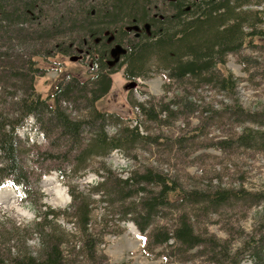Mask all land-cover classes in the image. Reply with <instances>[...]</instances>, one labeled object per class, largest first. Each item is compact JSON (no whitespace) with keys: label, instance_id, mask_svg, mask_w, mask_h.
I'll return each mask as SVG.
<instances>
[{"label":"trees","instance_id":"obj_1","mask_svg":"<svg viewBox=\"0 0 264 264\" xmlns=\"http://www.w3.org/2000/svg\"><path fill=\"white\" fill-rule=\"evenodd\" d=\"M251 2L261 4L257 0H0V98L4 99L0 103V186L10 182L22 188L25 199L31 198V178L23 166L22 141L18 137V129L29 117L35 119L34 125L43 134L57 131L59 139L67 142L66 152L73 161L70 171L75 174L86 171L85 164L93 157H107L112 151L150 140L140 134L138 127L125 126L114 134L106 130L107 122L115 117L99 109L97 101L111 89V71L120 64L126 66V77L133 80L165 71L177 82L192 79L233 92V75L219 65L224 64L227 54L237 53L245 44H253L255 37L264 36L257 27L264 19V10H243V5ZM116 45L125 53L110 65ZM59 54H74L85 60L91 73L86 79L72 76L61 80L43 95L35 81L52 68L49 64ZM182 101L185 97L164 104L162 111L172 115L170 105L180 106ZM64 104L76 106L68 108ZM141 111L146 116L154 115L150 107L142 106ZM257 138L262 140L264 132L246 127L236 143L252 147ZM45 154L53 159L59 156ZM103 170L101 180L91 185L89 192L71 188V203L64 209L46 205L38 190L34 198L38 219L31 227L38 237L37 250L12 253V248L4 245L9 235L13 239L21 235L20 226L11 221L10 230L4 226L0 229V264H75L65 252L75 235L63 228L60 218L70 220L79 230L80 250L86 262L103 264L96 258L91 224L94 194L117 208L116 213L128 199L139 196L138 203L121 208L123 218L130 214L142 234L150 230L152 244L172 241L183 251L203 246L206 239L194 232L185 212L176 216L172 230L168 224L154 226L163 209L171 210L176 204L195 208L200 202L195 210L208 213L230 198L248 196L242 191L185 189L152 168L132 171L125 178L115 175L110 167L104 166ZM58 172L65 175L61 169ZM113 197L121 201L117 207ZM257 199L264 200V193ZM4 219L0 224L7 222ZM261 220L260 234L252 236L238 251L224 247L216 252L217 240L209 237L206 244L213 247L212 260L240 264L248 256L258 263L264 257V215Z\"/></svg>","mask_w":264,"mask_h":264},{"label":"rangeland","instance_id":"obj_2","mask_svg":"<svg viewBox=\"0 0 264 264\" xmlns=\"http://www.w3.org/2000/svg\"><path fill=\"white\" fill-rule=\"evenodd\" d=\"M257 1L261 4L247 3L243 10H264V0ZM257 27L264 33V19ZM71 56L59 54L50 62L52 68L35 81L38 92L46 95L61 80L72 76L88 77L91 68L87 62L71 60ZM219 67L233 75L236 81L233 92L214 83L192 79L177 82L169 79L165 71H155L147 78L133 80L126 77L124 64L115 67L111 71V89L97 101L99 109L115 117L107 122L106 130L114 134L125 126L138 127L140 134L149 136L150 140L136 142L125 150L112 151L107 157H93L86 162V171L77 174L70 171V161H73L66 152L69 146L59 139V133L43 134L34 125L35 119L27 118L18 129V137L23 147L21 159L31 178L33 191L31 198L25 199L21 187L10 182L0 186V219H8L0 224V229L4 226L3 229L10 230L11 221L21 229L19 238L13 239L9 235L4 245L11 247L12 253L37 250L38 237L31 232L33 222L38 219L34 204L37 191L43 193L41 201L46 205L64 209L71 203L70 189L89 192L91 185L101 180L104 166L123 178L132 171L152 168L185 189L242 191L248 196L245 199L230 198L208 213L195 210L201 206L200 202L195 208L189 205L176 207V204L171 210L163 209L154 226L168 224L172 230L176 216L185 212L194 232L206 239L203 246L183 251L172 241L170 244H152L150 230L142 234L130 214L129 218H123L121 208L138 203L139 196L128 199L116 213L117 208L94 194L91 224L95 233L96 258L103 264H218L212 260L210 250L213 247L206 244L209 237L217 240L216 252L224 247L234 252L252 236L259 235L264 215V200L257 199L264 193V138H257L252 147L242 146L236 140L246 127L264 132V36L255 37L253 44H245L237 53L227 54L224 64ZM182 97L185 101L180 106L170 105L172 115L162 111V105L180 101ZM2 100L1 97L0 103ZM65 106L75 108L76 105ZM142 106L152 108L153 117L143 114ZM45 152L59 156L53 159ZM63 154L66 156H61ZM59 169L65 172L63 177ZM113 198L117 207L121 201ZM59 223L75 235L65 246L66 254L75 264H88L80 250L77 227L66 218H60ZM74 246L75 251L71 254ZM240 264H264V257L255 263L245 256Z\"/></svg>","mask_w":264,"mask_h":264},{"label":"water","instance_id":"obj_3","mask_svg":"<svg viewBox=\"0 0 264 264\" xmlns=\"http://www.w3.org/2000/svg\"><path fill=\"white\" fill-rule=\"evenodd\" d=\"M125 53V49H123L120 45H116L113 49H112V56L114 57L113 60H111L109 63L110 64H114L116 62L119 61L120 56ZM71 60H77V56H72L70 58Z\"/></svg>","mask_w":264,"mask_h":264}]
</instances>
